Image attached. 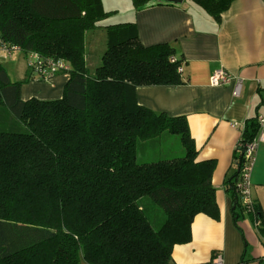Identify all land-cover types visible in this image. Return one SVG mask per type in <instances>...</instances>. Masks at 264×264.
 I'll return each mask as SVG.
<instances>
[{
  "label": "trees",
  "instance_id": "trees-1",
  "mask_svg": "<svg viewBox=\"0 0 264 264\" xmlns=\"http://www.w3.org/2000/svg\"><path fill=\"white\" fill-rule=\"evenodd\" d=\"M192 1L218 20L232 0ZM110 13L101 0H0L4 42L70 65L56 100H22L23 81L0 65V264H166L196 214L218 218L214 161L196 160L186 119L136 102L137 86L182 83L174 49L142 45L134 23L106 25L100 64L88 71L85 32ZM256 132L246 120L242 141ZM162 133L178 135L183 155L137 163V146ZM237 175L227 181L234 216ZM143 197L161 208L160 226Z\"/></svg>",
  "mask_w": 264,
  "mask_h": 264
},
{
  "label": "crops",
  "instance_id": "crops-1",
  "mask_svg": "<svg viewBox=\"0 0 264 264\" xmlns=\"http://www.w3.org/2000/svg\"><path fill=\"white\" fill-rule=\"evenodd\" d=\"M125 4L121 13H114L85 32L88 71L93 72L100 64L106 48V25L134 23L142 45H170L182 66V83L137 86L136 102L155 113L184 117L197 151L196 160L214 161L211 183L218 218L196 214L190 240L175 244L166 264H204L216 254L221 255L224 264H264L260 224L254 214L243 212L239 206L234 216L227 188V181L237 171V143L246 120L264 113V0H232L218 20L192 0L139 9L131 0H125ZM102 6L106 11L115 9ZM0 65L10 81H23L22 100L59 99L69 78V73H57L49 81L32 79L21 50L0 52ZM219 68L238 79L237 95L233 94L235 80L225 85L209 84V76ZM251 197L257 214L264 219V143L257 147Z\"/></svg>",
  "mask_w": 264,
  "mask_h": 264
},
{
  "label": "built area",
  "instance_id": "built-area-1",
  "mask_svg": "<svg viewBox=\"0 0 264 264\" xmlns=\"http://www.w3.org/2000/svg\"><path fill=\"white\" fill-rule=\"evenodd\" d=\"M14 50H20L16 45L4 42L0 38V52L11 53ZM28 60V68L31 78L37 81H49L57 73H68L70 65L67 61L60 58L44 57L35 51L25 53ZM174 61V58H171ZM182 66L179 63L177 71L181 73ZM235 80L233 94L238 93V79L227 70L219 68L214 70L209 76V84L213 86L225 85ZM257 132L254 137L247 142L242 141V136L237 143L238 156L236 164L238 175L235 183V191L238 195L239 202L243 212L254 214L256 217L255 203L251 197V173L256 162V152L259 144L264 143V113L256 116ZM256 223L259 221L256 218ZM204 264H224L220 254L214 255Z\"/></svg>",
  "mask_w": 264,
  "mask_h": 264
},
{
  "label": "rangeland",
  "instance_id": "rangeland-1",
  "mask_svg": "<svg viewBox=\"0 0 264 264\" xmlns=\"http://www.w3.org/2000/svg\"><path fill=\"white\" fill-rule=\"evenodd\" d=\"M101 3L106 6V8H108V6H113V8H115L110 9L111 13L106 17L108 19L114 13H121L126 6L125 0H101ZM104 10L106 11V9ZM14 52H16V50H14ZM181 149H183V147L178 135L162 133L159 137L137 146L136 162L148 163L179 157L183 155V150ZM139 203L144 206V213L152 227L160 226L164 220V214L161 208L154 204L148 197H143Z\"/></svg>",
  "mask_w": 264,
  "mask_h": 264
},
{
  "label": "water",
  "instance_id": "water-1",
  "mask_svg": "<svg viewBox=\"0 0 264 264\" xmlns=\"http://www.w3.org/2000/svg\"><path fill=\"white\" fill-rule=\"evenodd\" d=\"M168 2H170L172 5H179L182 2V0H169ZM152 4H158V2L157 1H152L148 5H152ZM237 173H238V167H237Z\"/></svg>",
  "mask_w": 264,
  "mask_h": 264
}]
</instances>
